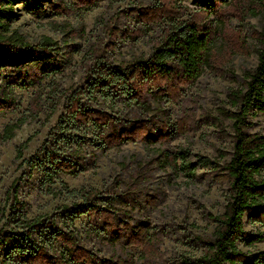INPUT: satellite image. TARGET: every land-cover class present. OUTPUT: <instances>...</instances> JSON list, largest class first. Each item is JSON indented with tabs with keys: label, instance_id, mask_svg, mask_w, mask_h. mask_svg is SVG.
<instances>
[{
	"label": "rangeland",
	"instance_id": "374dc122",
	"mask_svg": "<svg viewBox=\"0 0 264 264\" xmlns=\"http://www.w3.org/2000/svg\"><path fill=\"white\" fill-rule=\"evenodd\" d=\"M60 1L11 2L14 16L7 23L9 31H15L31 44L39 43L42 37H49L57 42L58 48L35 57L0 59V86L4 82L16 81L20 75L29 84L25 89L13 87L16 106L13 111L0 114V134L6 125L26 114L29 99L39 84L56 82L61 90L72 87L71 91L81 87L84 83L82 57L95 41H102L103 46H107L105 57L109 61L133 57L147 59L151 53L149 38L168 24L164 21L153 25L148 36L125 38L127 27H139L138 19L131 11L145 7L151 0H93L92 5L80 9L71 8L72 1L64 0L71 8L66 13L59 10ZM216 1L226 4L229 0L181 1L186 8L183 19L201 3ZM118 10L125 13L114 22L120 33L110 40L103 35L101 20L108 19ZM51 23L69 24L75 29L74 36L64 39ZM231 23L237 26L235 20ZM263 30L264 12L247 18L243 33L250 47L249 55L234 56L223 74L205 70L177 103L162 101L171 127L160 130L153 125L143 139L123 140L117 146L103 150L99 149L100 141L91 130L86 135L84 148L87 152L96 150L98 159L95 162L87 158L81 164V170L74 174L59 172L51 182L45 178L44 171L48 170L45 166L34 169L27 177V165L19 166L20 160L15 156L17 146L28 137L31 136V140L23 150V157H34L38 161L44 160L46 150L74 146L69 135L77 132L72 129L66 113L70 91L48 120L46 112L40 113L36 120L25 122L11 139H0V210L10 184L24 173L17 192L18 198L26 204L24 214L27 218L48 217L49 223L47 228L32 236L34 243L53 230H73L82 248L96 254L101 261L109 260L116 264L115 256L122 254L121 247L126 241L122 222L129 226L144 224L158 238V255L147 261L140 258V248L133 249V264H198L197 259L206 248L203 238H210L216 226L212 217L224 212L228 200L224 167L232 151L233 129L227 113L235 109L228 95L241 89L246 73L255 68L260 43L254 36ZM101 105L106 111L112 110L119 120L118 129L131 126L136 117L150 118L146 111L126 106L124 102L106 101ZM246 132L264 137L263 113L256 109L249 111ZM155 147L173 154L186 150L188 160L195 166L194 178L173 172L154 156L151 150ZM61 182L71 190L85 188L100 192L98 204L115 213L113 231L118 240L114 244L103 241L108 233L103 230L101 219H89L85 215L73 221L69 219L82 200L65 193L56 195ZM242 223L248 235L257 239L251 243L237 240L238 249L258 259L257 264H264V227L251 223L248 215L242 216ZM19 245L18 239H10L5 246H0V264L8 251Z\"/></svg>",
	"mask_w": 264,
	"mask_h": 264
},
{
	"label": "trees",
	"instance_id": "16d2710c",
	"mask_svg": "<svg viewBox=\"0 0 264 264\" xmlns=\"http://www.w3.org/2000/svg\"><path fill=\"white\" fill-rule=\"evenodd\" d=\"M12 1L0 0V59L35 57L57 50V42L49 37H42L39 43L31 44L15 31H9L7 23L14 16ZM71 1V8L75 9L93 4V0ZM181 1L183 0H151L145 7L140 6L131 11L137 17L139 27H127L125 38L148 36L153 25L168 21V24L149 38L151 53L147 59L133 57L118 62L109 61L105 57L107 46H103L102 41H95L82 57L84 83L81 87L71 91L72 87L61 90L56 82L38 85L29 99L26 114L6 125L0 139H11L25 122L36 120L40 113L46 112L48 120L70 91L66 113L72 129L77 133L69 135L72 137L73 147L46 150L42 161L34 157H23V150L27 148L31 136L19 144L15 157L20 160L19 166L27 165V177L34 169L45 166L48 168L44 171L45 178L51 182L59 172L74 174L81 170V164L87 158L95 162L98 159L96 150L87 152L84 148L86 135L91 130L100 141V150L117 146L123 140H141L153 125L166 130L171 125L162 101L177 103L180 96L194 85L205 70L219 75L234 56L249 55L250 47L243 33L245 20L264 12V0L201 3L185 19L186 8L181 5ZM58 6L61 12L71 11L70 5L64 0ZM124 14L118 10L108 19L101 20L105 38L113 40L118 36L120 31L116 29L114 22ZM232 20L237 22V26L232 25ZM51 25L64 39H71L75 34V29L69 24ZM254 37L260 43L256 66L246 73L242 88L228 95L230 104L235 107L227 113L232 120L233 129L232 151L224 167L228 200L224 212L212 217L216 226L210 238H203L206 248L197 259L198 264L258 262V259L251 258L236 245L239 239L248 243L257 239L250 237L244 230L243 215H248L251 223L264 227V137L246 132L249 111L256 109L264 114V30L256 32ZM28 85L22 75L16 81L1 84L0 114L15 109L17 98L13 87L25 89ZM106 101L124 102L126 106L146 111L150 118L136 117L131 126L118 129L119 120L112 114V110L102 108L101 104ZM151 151L173 172H181L187 178H194L195 166L188 160L186 150L173 154L155 147ZM24 177V173H21L10 184L0 210V246H5L10 239L20 241L19 246L4 255L1 264H113L109 260L101 261L96 254L82 248L73 230H53L41 237L38 243H34L32 236L47 228L49 223L48 217L25 216L26 204L17 195L19 182ZM59 188L56 195L65 193L82 200V204L70 215L71 221L82 215L89 219H101L103 230L108 233L103 241L114 244L118 240V235L113 231L115 213L98 204V190H71L64 182L60 183ZM52 223L53 221L50 222ZM122 231L126 241L121 247L122 254L115 256L116 264H133L131 250L136 248H140V258L147 261L158 255V238L147 225L129 226L122 222Z\"/></svg>",
	"mask_w": 264,
	"mask_h": 264
}]
</instances>
